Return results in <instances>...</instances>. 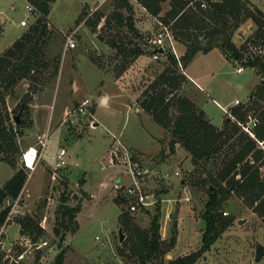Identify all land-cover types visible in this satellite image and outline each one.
Masks as SVG:
<instances>
[{
	"label": "rangeland",
	"instance_id": "374dc122",
	"mask_svg": "<svg viewBox=\"0 0 264 264\" xmlns=\"http://www.w3.org/2000/svg\"><path fill=\"white\" fill-rule=\"evenodd\" d=\"M247 1L264 12V0ZM111 2L108 0L96 8L98 0L53 1L48 16L53 30L47 49L51 65L43 75L35 73L21 81L7 96L11 113L16 111L17 115L22 109L21 120L25 126L18 127L21 152L14 157V165L0 157V184H5L17 168L27 169L29 175L19 197L20 205L44 231L33 239L29 233H21L20 221L9 224L5 244L0 246V264H55L62 249L64 264H140L123 244L128 232L120 223V215L123 209L128 211L123 196H126L131 177L123 158L112 162L114 134L121 137L136 160L153 169L146 186L158 201L150 207L148 214L130 212L134 222L149 230L160 205V233L165 250L173 227L177 226L175 246L167 251L163 249L159 260L168 262L196 254L194 264H264L263 218L236 193L229 194L219 209L223 217L231 218L233 222L208 250L203 249V212L211 185L203 179L209 171L216 174L221 166L220 159L214 160L215 169L211 170L210 160L194 162L179 143L172 150L171 130L156 123L144 109L141 114L137 112L142 92L168 63L167 54L154 59L152 54L145 53L126 64L121 57L113 56V48L107 40L116 37L129 43L128 46L141 44L149 49L152 44H144L142 39H149L160 23L142 5L133 2L139 35L126 26H118L115 20L111 26H105V18L95 31L92 30L85 20L95 12L110 14L113 10ZM28 5L33 4L28 0H0V56L39 16V13L35 16L30 12ZM167 9L165 3L164 10ZM23 19H27L28 25L22 24ZM256 28L252 18L240 20L233 29V41L241 46ZM74 30H77L76 46L66 49L64 35ZM176 49L179 56L186 52L185 45L178 40ZM53 57L60 60L57 74ZM186 67L180 66L181 72ZM236 69L237 65L223 53V45L218 42L210 51H199L195 55L187 68L191 81H186L178 92L196 101L216 126H221L229 117L237 120L234 109L250 101V95L261 79L249 67L241 73ZM109 78L124 92L105 105L106 100L102 98L104 89L111 84ZM74 82L79 89L73 94ZM65 97H70L72 107L69 111L79 105L80 99L90 98L94 115L68 117V107L66 112L63 111ZM24 99H29L27 107L19 108ZM235 99L242 103L236 106ZM38 101L52 104L46 128L50 130H46L50 138L32 170L22 161V152L30 146L38 147V134L46 132L34 126L33 108ZM223 107L228 108L226 113ZM55 110L58 114L64 112L60 118L66 116L64 126L53 118ZM95 122L98 124L94 125ZM59 146L68 150L64 157L66 165L53 178V166L58 160L55 150ZM177 170L179 175L175 174ZM122 183V187H116ZM187 195L191 201L186 200ZM64 204H81L77 225L67 224V227L58 222L60 214L57 210ZM174 213L178 214L176 218H172ZM56 227L60 228V233H56ZM120 249L124 250L123 255L119 254Z\"/></svg>",
	"mask_w": 264,
	"mask_h": 264
},
{
	"label": "trees",
	"instance_id": "16d2710c",
	"mask_svg": "<svg viewBox=\"0 0 264 264\" xmlns=\"http://www.w3.org/2000/svg\"><path fill=\"white\" fill-rule=\"evenodd\" d=\"M28 1L38 9L39 16L30 29L0 56V157L12 165L14 157L21 152V142L17 140L18 127L25 126V122H14L16 111H9L7 96L21 81L31 78L35 73L43 75L44 70L51 65L47 49L53 30L50 28L48 16L55 0ZM192 1L194 0H139L150 14L170 26L176 40L185 45L186 52L179 58L171 51L167 52L168 63L142 92L138 102L156 123L171 130L172 150L179 143L196 163L220 159L221 166L217 168L216 174L209 171L207 178L203 179L211 183L203 212V249L208 250L233 222V219L225 218L219 212L229 194L236 193L244 197L264 221V175L261 173L264 150L259 148L258 141L245 133L232 118H226L223 126L218 127L194 101L179 94V89L187 81V76L181 72L180 64L188 66L199 51L208 52L221 42L223 53L232 62L241 60L245 66L253 69L260 76L261 83L252 92L250 101L236 107L234 114L239 121H244L250 112H254L260 119L255 132L257 138L263 140L264 12L257 6L249 5L247 0H218L221 2L219 5L206 9L201 7V0L191 4ZM165 3L168 4L167 10H164ZM111 4L113 10L110 14L95 12L85 23L95 31L98 23L104 18L105 26H111L115 20L118 26H126L138 34L132 2L112 0ZM247 18H252L257 28L241 46H238L233 41V29L240 20ZM142 41L144 44L149 43V39L143 38ZM107 44L113 48V56L121 57L126 64L152 52V48L147 49L141 44L128 46L129 43L116 37L108 39ZM52 61L57 74L59 57H53ZM28 102L29 99H24L19 108H26ZM28 175L27 169L20 167L5 184H0V224H3L9 211V207L2 206L7 200H14L20 195ZM80 210L81 204L60 205L57 210L60 214L58 222L67 227V224L77 225V214ZM144 212L148 214L147 211ZM160 214L161 207L158 205L157 212L151 219V228L147 230L134 222L129 210L123 209L120 223L128 232L123 241L127 250L139 259L140 264H194L196 254H188L168 262L159 260L165 250L161 241ZM19 221L21 233H29L33 239L40 237L44 231L29 215ZM55 231L60 233V228L56 227ZM176 241L177 226L174 225L165 251L173 248ZM119 254L123 255L124 250L120 249ZM64 261L65 252L62 249L56 256L55 264H64Z\"/></svg>",
	"mask_w": 264,
	"mask_h": 264
},
{
	"label": "built area",
	"instance_id": "2783aa9c",
	"mask_svg": "<svg viewBox=\"0 0 264 264\" xmlns=\"http://www.w3.org/2000/svg\"><path fill=\"white\" fill-rule=\"evenodd\" d=\"M108 0H98V5L96 8L107 2ZM132 3H138L142 5L139 0H130ZM194 0L191 2L194 3ZM201 7L208 8L211 6L207 0H201ZM143 6V5H142ZM144 7V6H143ZM27 8L30 12L35 14V16L39 13L38 9L34 5H28ZM145 8V7H144ZM146 9V8H145ZM157 21L160 23L159 29L149 37V42L152 44V57L154 59H159L161 56L166 55L168 51H171L177 58L180 56L178 55V51L176 49V38L173 35V32L169 25L164 24L159 18ZM23 25H28L27 19L22 20ZM77 30L72 31L71 33H65V44L66 49L74 48L76 46V34ZM234 64L237 65V72L241 73L245 70V66L241 60H234ZM182 66V64H180ZM242 101L236 99L235 105L241 104ZM92 105V100L90 98H85L79 105L74 108V110L69 111L68 117H75L78 114H82L84 116H93V112L90 109ZM236 121L241 129L247 133L251 138L255 139L259 143V148L264 150V139L259 140L257 138L255 129L257 125L260 123V119L257 115L253 112H250L247 115V118L244 121ZM114 137V144L111 146L113 157L112 162L116 163L119 158H123L124 164L128 167V172L131 177V182L128 184L126 188V196H123V200L126 201V207L130 212H137V211H147L150 210L152 205H155L158 201L157 197L152 194L151 192L147 191L146 180L148 176L153 173V169H151L148 165H144L145 163H140L138 160L135 159L133 154L130 152V149L125 144V142L121 139L120 136L113 135ZM38 138V147L37 146H30L26 149L22 154V161L25 165L30 168L34 169L35 164L41 154H43L49 138L50 134L49 131L44 133H40L37 136ZM66 149L60 148L58 150V160L55 162L53 166V178H56L58 171L66 165L65 160ZM261 173L264 175V165L261 167ZM176 175H179L180 172L177 170L175 172ZM123 183L120 185H116L117 188L122 187ZM20 195L14 200H7L2 208L6 206L9 207V211L7 217L3 224H0V246L5 244V238L7 234V226L9 224H14L19 222V220L26 215V211L20 205L19 197ZM187 201H191V198L187 195ZM226 214V212H225ZM20 224V223H19Z\"/></svg>",
	"mask_w": 264,
	"mask_h": 264
},
{
	"label": "crops",
	"instance_id": "0c3cea01",
	"mask_svg": "<svg viewBox=\"0 0 264 264\" xmlns=\"http://www.w3.org/2000/svg\"><path fill=\"white\" fill-rule=\"evenodd\" d=\"M53 4V3H52ZM52 9V8H51ZM145 9V8H144ZM147 10V9H146ZM51 12V11H50ZM153 16V15H152ZM155 19H156V16H153ZM50 27H51V24H50ZM148 54H152V53H148ZM144 55V54H143ZM143 55H141V56H143ZM140 56V57H141ZM189 67V65L186 67V69L185 70H183V73L187 76V81H191L190 79H191V75H189V73H188V71H187V68ZM105 75V74H104ZM109 80L111 81V84H109V86L106 88V89H104V96H103V98L102 99H105L106 101V104L105 105H108V104H110V102L115 98V97H117L118 95H120V92H124V91H120V90H118V85L112 80V79H110L109 78ZM75 83V82H74ZM74 91H73V94L74 93H76V91L79 89V87H78V84L77 83H75L74 84ZM65 92L67 91L66 89L64 90ZM117 91V92H116ZM67 94H69V92L67 91L66 92ZM251 96V95H250ZM86 98H88V97H86ZM189 98V97H188ZM191 99V98H190ZM84 99H80L78 102H82ZM192 100V99H191ZM192 101H194V100H192ZM235 101H236V99H235ZM195 103H196V101H194ZM234 104H235V102H234ZM51 103L50 102H43V101H38V102H36V104L34 105V110H33V120H34V123H35V125L34 126H37V129H40V128H42V130L41 131H46V130H49V129H46L48 126H49V123H48V121H47V118L49 117V114H50V107H51ZM63 105H64V110L63 111H65L66 112V108L68 107V111L70 110V108L72 107L71 106V102H70V97L69 98H64V103H63ZM234 106V105H233ZM50 108V109H49ZM136 110H137V112H139L140 113V111L142 110V108H140V107H136ZM223 110L225 111V113L228 111V108L226 109L225 107H223ZM62 112V111H61ZM60 112V114H58L57 113V111L55 110L54 112H53V118H55L56 119V121H57V124H58V122H60V125L61 126H64V120L66 119V116L63 118V119H61L60 120V118L62 117V114H64V112L63 113H61ZM141 114V113H140ZM60 120V121H59ZM98 124V122H95V124L94 125H97ZM224 124V121L222 122V124H221V126H218V127H222V125ZM57 126V125H56ZM49 128H51V125H50V127ZM63 129V128H62ZM62 129H60L62 132L64 131V130H62ZM50 131V130H49ZM60 148H64L63 146H59V147H57V149L55 150L56 151V154H58V150L60 149ZM64 149H66V147L64 148ZM67 149H66V153H67ZM23 191V190H22Z\"/></svg>",
	"mask_w": 264,
	"mask_h": 264
},
{
	"label": "water",
	"instance_id": "95a60500",
	"mask_svg": "<svg viewBox=\"0 0 264 264\" xmlns=\"http://www.w3.org/2000/svg\"><path fill=\"white\" fill-rule=\"evenodd\" d=\"M43 1V0H42ZM208 3L211 5V6H217L219 5L221 2L218 1V0H207ZM21 115H22V109L20 110V112L14 116V120L16 121V123H20L21 122ZM230 119V117L228 118ZM210 169L211 170H214L215 169V165H214V159H211L210 160ZM150 210H147V212L149 213ZM178 216L177 213H174L172 214V218H176Z\"/></svg>",
	"mask_w": 264,
	"mask_h": 264
}]
</instances>
